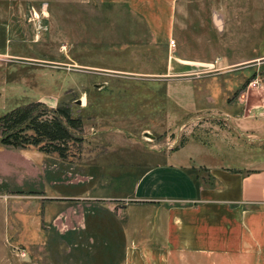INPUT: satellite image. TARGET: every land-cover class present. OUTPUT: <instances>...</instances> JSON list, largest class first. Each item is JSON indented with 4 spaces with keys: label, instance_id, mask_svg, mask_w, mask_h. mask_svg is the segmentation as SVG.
<instances>
[{
    "label": "rangeland",
    "instance_id": "rangeland-1",
    "mask_svg": "<svg viewBox=\"0 0 264 264\" xmlns=\"http://www.w3.org/2000/svg\"><path fill=\"white\" fill-rule=\"evenodd\" d=\"M177 4L185 7L179 17L187 29L191 23L207 37L192 48L211 60L210 70L224 71L213 81L231 75L226 71L245 75V119H259L264 128V0ZM119 8L100 0H0L10 48L0 55V117L32 105L40 118L68 107L82 121L72 130L79 141L68 142L64 157L46 142H0V264H104L115 256L120 261L121 251L105 257L92 218L102 216V238L113 235L117 253L121 240L112 198L159 160L151 152L237 135L222 111L185 114L164 95L162 81L138 76L157 69L161 48L149 44L139 16ZM235 57L252 60L228 66ZM203 81L192 85L199 102ZM258 136L261 141L249 149L262 153L178 155L213 167L260 166L264 132Z\"/></svg>",
    "mask_w": 264,
    "mask_h": 264
},
{
    "label": "crops",
    "instance_id": "crops-1",
    "mask_svg": "<svg viewBox=\"0 0 264 264\" xmlns=\"http://www.w3.org/2000/svg\"><path fill=\"white\" fill-rule=\"evenodd\" d=\"M100 2L139 16L149 32V44L161 48L157 69L138 72V76L162 81L164 95L183 113L193 116L197 111L220 110L238 130L229 136L232 139L218 136L215 144L192 139L174 149L153 150L152 156L159 160L145 167L128 190L111 197L118 211L111 215L121 240L117 253L113 235L110 240L102 238V216L92 218L94 236L101 239L99 247L104 248L105 257L121 251L120 261H113L116 256L112 261L106 257L104 264H264V165L213 167L194 163L188 154L178 155L221 150L262 153V148L249 149L261 141L258 134L264 128L259 119L254 118L252 124L245 119V75L226 71L231 75L213 81V76L224 75V71L210 70L211 60L202 50L192 48L207 37L191 28V23L189 29L182 23L179 15L185 7L178 6L177 0ZM186 36L193 41L189 40L190 50L185 47ZM9 49L8 28L0 22V55ZM251 60L235 57L228 66ZM201 78L206 81L200 83L203 100L199 102L192 85Z\"/></svg>",
    "mask_w": 264,
    "mask_h": 264
},
{
    "label": "trees",
    "instance_id": "trees-1",
    "mask_svg": "<svg viewBox=\"0 0 264 264\" xmlns=\"http://www.w3.org/2000/svg\"><path fill=\"white\" fill-rule=\"evenodd\" d=\"M81 127V119L72 117L68 107L57 108L51 115L40 118L35 114L34 107L28 105L0 117V142L14 147L46 142L49 150L56 151L59 156L64 157L68 142L79 141V137L73 134L72 130Z\"/></svg>",
    "mask_w": 264,
    "mask_h": 264
},
{
    "label": "built area",
    "instance_id": "built-area-1",
    "mask_svg": "<svg viewBox=\"0 0 264 264\" xmlns=\"http://www.w3.org/2000/svg\"><path fill=\"white\" fill-rule=\"evenodd\" d=\"M169 46H171V47L174 46V41L172 39L169 40Z\"/></svg>",
    "mask_w": 264,
    "mask_h": 264
},
{
    "label": "water",
    "instance_id": "water-1",
    "mask_svg": "<svg viewBox=\"0 0 264 264\" xmlns=\"http://www.w3.org/2000/svg\"><path fill=\"white\" fill-rule=\"evenodd\" d=\"M75 102H76V104H78V105H81V104H82L81 99H76Z\"/></svg>",
    "mask_w": 264,
    "mask_h": 264
}]
</instances>
